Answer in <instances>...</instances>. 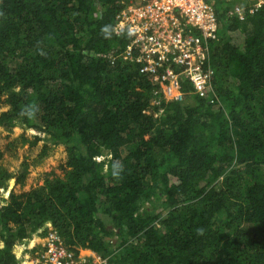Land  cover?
<instances>
[{
	"label": "trees",
	"instance_id": "1",
	"mask_svg": "<svg viewBox=\"0 0 264 264\" xmlns=\"http://www.w3.org/2000/svg\"><path fill=\"white\" fill-rule=\"evenodd\" d=\"M231 1L211 92L180 102L124 54L121 0H0V264L49 233L106 264H264V5Z\"/></svg>",
	"mask_w": 264,
	"mask_h": 264
},
{
	"label": "built area",
	"instance_id": "2",
	"mask_svg": "<svg viewBox=\"0 0 264 264\" xmlns=\"http://www.w3.org/2000/svg\"><path fill=\"white\" fill-rule=\"evenodd\" d=\"M114 31L126 32L130 42L124 54L141 63V72L153 77L166 100L184 101L181 80L196 94L212 90L214 71L206 66L209 41L217 37L219 17L211 0H121ZM264 5V0H242L230 13L244 19ZM31 264H106L96 253H82L49 233Z\"/></svg>",
	"mask_w": 264,
	"mask_h": 264
},
{
	"label": "rangeland",
	"instance_id": "3",
	"mask_svg": "<svg viewBox=\"0 0 264 264\" xmlns=\"http://www.w3.org/2000/svg\"><path fill=\"white\" fill-rule=\"evenodd\" d=\"M212 2H213L214 5H217V4L221 5L222 4L221 6H225L226 7V3L229 2V0H212ZM223 3H225V4H223ZM230 10H231V8H230ZM41 182H42V180H40L39 183H41ZM35 185L36 184H30L27 188L35 186Z\"/></svg>",
	"mask_w": 264,
	"mask_h": 264
},
{
	"label": "crops",
	"instance_id": "4",
	"mask_svg": "<svg viewBox=\"0 0 264 264\" xmlns=\"http://www.w3.org/2000/svg\"><path fill=\"white\" fill-rule=\"evenodd\" d=\"M211 1H212V0H211ZM241 1H242V0H234V2L231 1V4L234 3V5H235V4H237V3L241 2ZM228 3H230V0H229V2H227V4H228ZM223 4H225V3H223ZM227 4H226V5H227ZM234 5H233V6H234ZM215 6H216V5H215ZM233 6H232V7H233ZM232 7H231V8H232ZM82 253H83V254H86V255H90V254H92V250H90V249H82Z\"/></svg>",
	"mask_w": 264,
	"mask_h": 264
},
{
	"label": "clouds",
	"instance_id": "5",
	"mask_svg": "<svg viewBox=\"0 0 264 264\" xmlns=\"http://www.w3.org/2000/svg\"><path fill=\"white\" fill-rule=\"evenodd\" d=\"M92 252H94V251H92ZM95 253V252H94Z\"/></svg>",
	"mask_w": 264,
	"mask_h": 264
}]
</instances>
